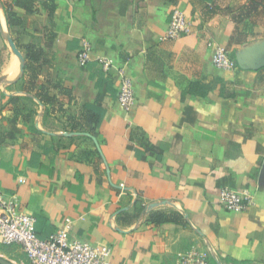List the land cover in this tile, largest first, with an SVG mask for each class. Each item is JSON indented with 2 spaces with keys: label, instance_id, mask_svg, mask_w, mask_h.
<instances>
[{
  "label": "crops",
  "instance_id": "crops-1",
  "mask_svg": "<svg viewBox=\"0 0 264 264\" xmlns=\"http://www.w3.org/2000/svg\"><path fill=\"white\" fill-rule=\"evenodd\" d=\"M249 1L34 0L10 28L14 0H0V189L42 237L70 218L71 238L109 247L108 264H177L193 249L211 264H264V66L218 69L208 45L236 56L264 42V1L233 19ZM175 7L195 27L165 39ZM7 35L25 63L28 46L44 51L36 71L21 73ZM119 66L136 91L129 113ZM43 85L53 103L38 98ZM223 189L248 190L253 203L228 209ZM0 259L28 263L1 242Z\"/></svg>",
  "mask_w": 264,
  "mask_h": 264
},
{
  "label": "built area",
  "instance_id": "built-area-1",
  "mask_svg": "<svg viewBox=\"0 0 264 264\" xmlns=\"http://www.w3.org/2000/svg\"><path fill=\"white\" fill-rule=\"evenodd\" d=\"M195 27V20L189 18L180 7H175L170 15L165 39H178L188 35ZM214 48L212 63L221 70H237L238 63L232 51L209 41ZM92 46L85 40L78 56L80 65L90 60ZM99 63L106 68L114 67L111 59L103 58ZM121 79L118 91V103L124 112L132 111L136 100V91L132 77L124 66L117 67ZM24 181V180H23ZM220 202L228 209L243 210L253 203L248 190L243 192L223 189ZM72 220L66 218L63 226L50 237H42L36 229V218L26 214L16 195H8L0 189V242L4 245H20L30 264H108L111 249L107 246L94 247L71 238ZM177 264H211L204 251L193 249L182 255Z\"/></svg>",
  "mask_w": 264,
  "mask_h": 264
},
{
  "label": "trees",
  "instance_id": "trees-1",
  "mask_svg": "<svg viewBox=\"0 0 264 264\" xmlns=\"http://www.w3.org/2000/svg\"><path fill=\"white\" fill-rule=\"evenodd\" d=\"M264 0H250L246 5L239 8L236 14L233 16L234 21L238 23L244 22L246 19L252 17L253 15L259 13L262 9V3ZM5 11L7 22L10 28H13L20 23V17L18 16L17 11L24 12H34V0H14L11 4H5ZM1 38V32H0ZM1 56V51H0ZM44 57V51L37 48L34 45H30L26 48V63H25V72L36 71L37 65ZM45 63H47L45 61ZM38 98L44 104H50L54 102V99L51 98L46 91V86L43 85L38 93ZM163 215L154 216V220H157L158 223H163L168 221V219L162 220Z\"/></svg>",
  "mask_w": 264,
  "mask_h": 264
},
{
  "label": "water",
  "instance_id": "water-1",
  "mask_svg": "<svg viewBox=\"0 0 264 264\" xmlns=\"http://www.w3.org/2000/svg\"><path fill=\"white\" fill-rule=\"evenodd\" d=\"M1 9V4H0ZM0 30L3 32V27L0 21ZM8 43L11 46L15 55H17L21 61V73L23 74L25 71V58L23 54L20 52L18 47L16 46L13 39L7 35ZM236 61L238 63L239 68L241 69H257L259 67L264 66V42L261 45L253 46L244 50L243 52L236 54ZM0 264H10L0 259Z\"/></svg>",
  "mask_w": 264,
  "mask_h": 264
},
{
  "label": "rangeland",
  "instance_id": "rangeland-1",
  "mask_svg": "<svg viewBox=\"0 0 264 264\" xmlns=\"http://www.w3.org/2000/svg\"><path fill=\"white\" fill-rule=\"evenodd\" d=\"M3 38V37H2ZM4 41V40H3ZM7 47V46H6ZM9 47V46H8ZM26 264H30L29 262L28 263H26Z\"/></svg>",
  "mask_w": 264,
  "mask_h": 264
}]
</instances>
